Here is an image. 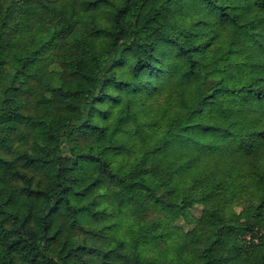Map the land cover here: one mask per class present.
I'll use <instances>...</instances> for the list:
<instances>
[{"label": "trees", "instance_id": "16d2710c", "mask_svg": "<svg viewBox=\"0 0 264 264\" xmlns=\"http://www.w3.org/2000/svg\"><path fill=\"white\" fill-rule=\"evenodd\" d=\"M96 256L264 264V0H0V264Z\"/></svg>", "mask_w": 264, "mask_h": 264}, {"label": "rangeland", "instance_id": "374dc122", "mask_svg": "<svg viewBox=\"0 0 264 264\" xmlns=\"http://www.w3.org/2000/svg\"><path fill=\"white\" fill-rule=\"evenodd\" d=\"M108 12L109 10H103L100 12L99 14V17L101 18V22H104L107 18V15H108ZM12 83V78L11 77H8L5 82L2 84V87L1 89L4 90L6 89L8 86H10V84ZM203 212V207L202 206H196L195 208L191 209L190 210V213L194 216V217H200L201 216V213ZM174 225L176 226H180V227H183L185 228L186 230L190 229L192 226L190 225H187L186 223H183V220L180 219V220H177L174 222ZM203 243L201 242V245ZM91 264H102L100 258L98 256H96L94 258V261L91 260Z\"/></svg>", "mask_w": 264, "mask_h": 264}]
</instances>
